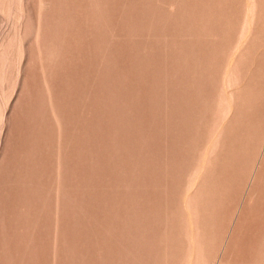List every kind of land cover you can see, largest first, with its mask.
Segmentation results:
<instances>
[{
	"label": "rangeland",
	"instance_id": "rangeland-1",
	"mask_svg": "<svg viewBox=\"0 0 264 264\" xmlns=\"http://www.w3.org/2000/svg\"><path fill=\"white\" fill-rule=\"evenodd\" d=\"M0 264H264V0H0Z\"/></svg>",
	"mask_w": 264,
	"mask_h": 264
}]
</instances>
